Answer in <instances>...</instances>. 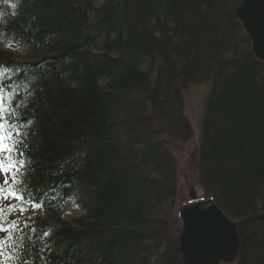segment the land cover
Here are the masks:
<instances>
[{
  "label": "trees",
  "instance_id": "trees-1",
  "mask_svg": "<svg viewBox=\"0 0 264 264\" xmlns=\"http://www.w3.org/2000/svg\"><path fill=\"white\" fill-rule=\"evenodd\" d=\"M241 2L0 0V96L30 162L0 264H183L163 135L188 137L195 83L209 85L198 182L237 222L234 264H264V62ZM36 201L42 216H25ZM69 202L83 211L71 221Z\"/></svg>",
  "mask_w": 264,
  "mask_h": 264
},
{
  "label": "water",
  "instance_id": "water-1",
  "mask_svg": "<svg viewBox=\"0 0 264 264\" xmlns=\"http://www.w3.org/2000/svg\"><path fill=\"white\" fill-rule=\"evenodd\" d=\"M235 17L251 42L254 57L264 62V0H242ZM190 202L177 210L181 222L178 248L183 264H233L240 240L237 222L207 198L190 190Z\"/></svg>",
  "mask_w": 264,
  "mask_h": 264
},
{
  "label": "rangeland",
  "instance_id": "rangeland-1",
  "mask_svg": "<svg viewBox=\"0 0 264 264\" xmlns=\"http://www.w3.org/2000/svg\"><path fill=\"white\" fill-rule=\"evenodd\" d=\"M208 89L209 85L205 83H195L184 89L182 94L184 102L183 116L191 129L188 137L186 139L175 140L168 133L163 135L166 141L165 146L176 164V193L170 220V228L176 236H178L181 229L177 210L189 202L188 193L190 190L197 197H204V192L198 182V145L204 97ZM2 179L3 176L0 175V180ZM64 211V218L67 221L76 219L83 214L80 206L70 204V202L66 205Z\"/></svg>",
  "mask_w": 264,
  "mask_h": 264
},
{
  "label": "snow or ice",
  "instance_id": "snow-or-ice-1",
  "mask_svg": "<svg viewBox=\"0 0 264 264\" xmlns=\"http://www.w3.org/2000/svg\"><path fill=\"white\" fill-rule=\"evenodd\" d=\"M3 89L0 88V92ZM13 113L4 108V99L0 96V175L4 177L0 182V200H7L8 209L13 211H24L22 207H17L11 203L16 201L22 204L27 199V186L23 180L25 170L30 167V162L27 159H21L25 154L20 151V141L15 140L12 128L15 126L8 121ZM7 122V129H6ZM7 141V143H6ZM41 203L36 201L34 207H41ZM5 209L0 206V233H5L11 229L18 228L15 221L8 224V228L4 227ZM47 235V233H46ZM13 237H9V240ZM7 241L0 240V245L6 244ZM0 248V255H2Z\"/></svg>",
  "mask_w": 264,
  "mask_h": 264
}]
</instances>
